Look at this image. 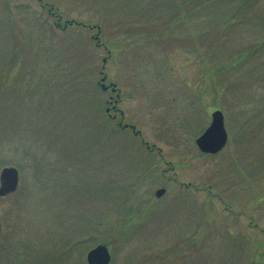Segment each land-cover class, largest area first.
Here are the masks:
<instances>
[{"label":"rangeland","instance_id":"rangeland-1","mask_svg":"<svg viewBox=\"0 0 264 264\" xmlns=\"http://www.w3.org/2000/svg\"><path fill=\"white\" fill-rule=\"evenodd\" d=\"M185 1L0 0V175L20 172L0 264H88L103 242L111 264H264V0L247 20L245 0ZM216 109L228 141L203 152Z\"/></svg>","mask_w":264,"mask_h":264},{"label":"water","instance_id":"water-1","mask_svg":"<svg viewBox=\"0 0 264 264\" xmlns=\"http://www.w3.org/2000/svg\"><path fill=\"white\" fill-rule=\"evenodd\" d=\"M99 32L100 31H98L96 38H98ZM106 60L107 58H104V62H106ZM101 72H103V70ZM105 80L106 75L102 77L101 84L104 89H107L109 86L106 85ZM113 89L115 90L116 86H114ZM118 95L120 94L118 93ZM126 126H128V124H126ZM133 128L136 129V126L133 125ZM227 141L228 132L225 127L224 114L221 109H216L212 113L211 124L196 139L197 145L204 152L216 153L226 145ZM0 181V196L16 192L20 184V174L18 168L14 165L3 167L0 175ZM165 190L166 189L164 187L158 188L156 190V195H162ZM1 233L2 219L0 215V236ZM87 261L88 264H111V252L108 245L105 243H99L92 247L87 253Z\"/></svg>","mask_w":264,"mask_h":264},{"label":"flooded vegetation","instance_id":"flooded-vegetation-1","mask_svg":"<svg viewBox=\"0 0 264 264\" xmlns=\"http://www.w3.org/2000/svg\"><path fill=\"white\" fill-rule=\"evenodd\" d=\"M39 1H43V0H39ZM41 6H42V8H45V9H47L48 10V12H49V14L50 15H52L53 17H54V24H55V26H59V27H63V28H65V27H67L68 25H72V24H78V25H86L85 23H83V22H77V21H74V22H72V21H70V20H66L65 21V23L63 24V22H62V16L61 15H58L57 13H56V11L53 9V6H49V4H48V2H45V3H42L41 4ZM80 23V24H79ZM90 28H92V26H89ZM98 45H103V43L100 41V42H98ZM111 83H113V82H109L108 84H111ZM111 90L112 92H115V94H116V96H114V95H110V98L109 99H107V103H108V105H107V107H106V112L108 113V115L110 116V117H112L113 119H115L116 118V116H117V114H120L121 115V120H123V118H124V114H122V112H121V109L118 107V103L121 101V96L119 97L118 95H117V89L116 90H112V87L110 86L108 89H106V90ZM112 111H113V113H112ZM120 120V121H121ZM120 121H119V125L120 126H123L121 123H120Z\"/></svg>","mask_w":264,"mask_h":264},{"label":"trees","instance_id":"trees-1","mask_svg":"<svg viewBox=\"0 0 264 264\" xmlns=\"http://www.w3.org/2000/svg\"><path fill=\"white\" fill-rule=\"evenodd\" d=\"M213 0H186L185 2L187 3V5H189V6H184V11H185V13H186V15L187 16H192V14H190L189 12H190V10L192 9V8H194V6L196 7V3L198 4L199 3V6H201L202 8H204V7H206L209 3H211ZM246 1V9H247V13L245 14H242L243 15V19L242 20H247V18L248 19H250V18H253V17H257V16H260V12L259 11H257V7H256V5H257V3L260 1V0H245ZM254 10H255V12H254ZM188 13V14H187ZM182 15H183V13H182ZM236 16V15H235ZM232 17H234L233 15H232ZM171 24V21L169 22V24H167L166 25V30L165 29H163V28H160V32L162 33V32H164V31H167L168 29L171 31V29L169 28V27H167V26H169ZM161 27H165L164 25L163 26H161ZM202 35V34H201ZM181 36H185V37H187L186 36V34H182L181 33ZM209 39V37L208 36H206V38H205V40L207 41ZM182 41H185V40H182ZM206 43V42H205ZM257 45H262V43H258ZM255 48H256V46H255ZM105 243H107V242H105Z\"/></svg>","mask_w":264,"mask_h":264}]
</instances>
